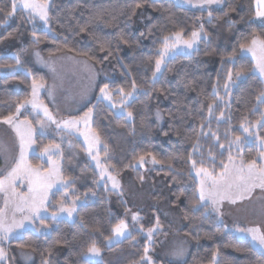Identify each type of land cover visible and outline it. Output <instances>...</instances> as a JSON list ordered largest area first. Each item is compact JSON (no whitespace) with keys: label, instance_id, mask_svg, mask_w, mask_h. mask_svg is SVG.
I'll list each match as a JSON object with an SVG mask.
<instances>
[{"label":"trees","instance_id":"1","mask_svg":"<svg viewBox=\"0 0 264 264\" xmlns=\"http://www.w3.org/2000/svg\"><path fill=\"white\" fill-rule=\"evenodd\" d=\"M137 3L140 8H136ZM0 9H4L0 12V120L14 113L20 102L32 98L33 81L46 86L40 100L51 112L56 111L49 96L51 72L39 62L36 52L45 57L71 55L87 60L98 71L96 92L107 84L116 104L126 99L124 110L132 117L114 115L117 109L98 100L97 94L67 117L79 118L92 110V130L101 138L100 153L116 176L128 175L141 185L142 171L136 167L139 157H155L160 167L155 174L163 177L170 206L181 219L178 233L190 241L189 256L182 264H214V253H218L215 264H264L260 250L227 232L210 205L207 209L197 205L199 183L193 174L200 167L219 174L230 155L245 162L259 155L255 142L242 145L239 151L232 144L236 136L244 138L241 124L252 126L264 119V104L257 100L264 91V81L253 70L254 60L239 48L254 36L264 39V25L255 15V0H224L220 6L205 9L182 7L173 0H51V33L38 19L30 22L21 10L7 16L11 0H0ZM201 25L208 35L205 38L202 33L204 38L197 49L170 58L153 79L163 38L179 32L183 40H190ZM33 30L39 43L33 42ZM241 68L244 75L237 78ZM230 71L235 87L225 95ZM208 104L214 105L211 116ZM52 130L51 135H36V153L29 162L34 167H47L41 158L43 149L59 145L63 153L59 162L63 175L71 177L72 194L83 199L93 193L96 198L78 206L74 222L60 220L50 234L29 230L5 243L4 264H44L45 260L48 264H97L86 255L93 241L101 249L99 264H146L141 260L144 248L151 245L146 229L156 227L155 218L151 214L150 220L141 217L129 224L131 235L109 246L112 228L127 219V203L122 195L99 184L80 138L55 127ZM257 136L260 142L264 140V127L258 128ZM153 196L164 200L158 192ZM60 197L54 196L53 204ZM159 226L165 232L155 234L153 246L163 233L172 231L166 230L168 219L162 218ZM151 255L154 264L162 262L156 254Z\"/></svg>","mask_w":264,"mask_h":264},{"label":"snow or ice","instance_id":"2","mask_svg":"<svg viewBox=\"0 0 264 264\" xmlns=\"http://www.w3.org/2000/svg\"><path fill=\"white\" fill-rule=\"evenodd\" d=\"M191 3V0H186ZM223 0H197L191 6L204 9L205 6L219 5ZM257 8L255 15L258 18L264 19V0H255ZM141 4L137 3L136 8H140ZM17 10H21L27 14L30 22H35L39 19L45 26L49 24V0H11V11L7 12V16H12ZM234 11V9H232ZM4 9H0V12ZM227 15V13H225ZM208 16L212 17V12L208 11ZM231 23V21L229 22ZM51 31V29H49ZM83 31V29H82ZM201 33H204V37H207V33L204 32L203 25L200 26L199 31H193L190 40H182V33H174L173 37L165 36L163 38V50L158 54L159 58L155 60V71L153 72V79L156 78V73L161 71L162 64L165 63V57L170 51L175 49L178 44L183 43L186 48H192L193 44L201 38ZM34 43H39V37L33 30ZM127 43V41H125ZM241 53H250L254 63V71L258 72L261 77H264V39L259 37H253L250 41H244L239 45ZM111 54V52H109ZM235 53H233V56ZM39 56V53H37ZM231 59V58H230ZM16 65L20 64V57H15ZM8 67H12L8 65ZM54 71V69H53ZM244 69L241 68L236 72V77L240 78L244 75ZM228 80H232V72L228 73ZM44 87L43 84H37L33 81L32 85V98L30 100H24L20 102L14 113H10L5 116L0 123L10 126L15 133L19 142V158L14 159V167H11L10 171L4 175L3 179H0V193L4 194L5 208L11 203L13 206L11 221L9 222L3 209H0V242L9 240L17 229L25 227V222L31 223L37 219L44 220L45 217L41 214L46 213L50 204L49 196L55 195L52 191L54 188L59 191L65 190V197H67V190L71 187V177H65L62 172V166L59 162L63 159V153L59 151V145H48L43 149L42 156L47 157V167L33 166L27 159L28 150L31 148L34 141L35 129L32 122L27 118L20 120L18 117L21 115V109H25L27 105L31 106L33 112L36 113L35 119L39 123L41 129L48 126V124H55L57 129L61 132H66L72 136L75 133H79L84 138V144L87 146L86 151L88 155L96 161V166L101 168V178L107 176L108 180L112 183L114 190L120 189V182L116 177L108 172L106 167H103L98 158L99 152H94L95 149L101 144V138L99 133L92 130V110L89 109L82 117H72L68 119L57 120L56 117L49 110L48 106L43 104L39 100L38 88ZM135 83H133V91H135ZM228 84L225 85V88ZM108 85L100 89L101 96L104 100H108L110 105L116 107L115 102L112 101L110 93L107 92ZM122 97L123 92L119 93ZM52 92H49V96ZM128 98H131V93L128 94ZM99 99V97H98ZM260 104H264V91L257 97ZM121 111L114 113V115H123L124 108L126 106V99L120 100ZM208 113L211 116L214 105H207ZM42 114V115H41ZM159 118V113L157 114ZM223 116V113H221ZM127 117L131 118L132 113L127 112ZM81 125L83 128H81ZM257 125L264 127L260 121ZM204 125H201L203 129ZM241 129L244 133L251 135V125L245 126L241 124ZM215 135V134H213ZM259 139V137H257ZM246 142V138L236 136L232 144H235L237 151L241 143ZM71 144V142H69ZM223 148V145H220ZM231 147V144H230ZM108 146L104 145L105 155ZM55 149V151H53ZM0 151H6L3 145H0ZM54 157H57L54 159ZM145 157L141 155L139 157L140 166H143ZM152 163H158L155 157L152 158ZM193 167L195 168V162L193 161ZM196 175L200 178L197 205L207 209L209 204L215 209L217 213L220 212V206L223 202L228 201L231 204H236L238 201L244 199H251L253 191L257 188L264 192V140H261L260 152L258 158L245 162L241 159L240 164L236 165L233 162L231 155L229 156V163L224 164L221 172L216 174L214 171H209L207 168L200 167L196 169ZM27 180L28 187L25 194L18 193L17 180ZM141 179H143L141 177ZM79 197H76L78 200ZM196 205H194V208ZM59 212L67 213L69 217L75 212V200L72 201L71 206H65V202L61 201L59 205ZM21 213V218L18 220L16 214ZM51 219L55 221L57 215L54 212ZM134 221L138 220V215H133ZM159 228V221L157 219L156 228H150L148 230L147 239L151 242L153 239V233ZM238 232L247 234L250 236L251 241L260 249V255L264 258V232H261L259 228H238ZM131 234L128 232V225L121 220L112 228V236L108 238L109 246L115 242H119L121 238H128ZM149 248H144V255L141 257L142 261L146 264H152L151 258L148 255ZM86 255L89 257H98L101 255V249L93 241L86 249ZM172 255L179 259L184 255V249H176ZM218 253L213 254V262L215 264L216 256ZM6 257V252L3 247H0V261H3ZM44 264H48L45 260ZM99 264V262H97Z\"/></svg>","mask_w":264,"mask_h":264},{"label":"rangeland","instance_id":"3","mask_svg":"<svg viewBox=\"0 0 264 264\" xmlns=\"http://www.w3.org/2000/svg\"><path fill=\"white\" fill-rule=\"evenodd\" d=\"M51 0H49L50 6ZM185 7L184 5H180ZM216 6V5H212ZM187 8V7H186ZM39 20V19H38ZM260 24L264 25V19H257ZM40 21V20H39ZM43 25V28L46 32L51 33L49 31L50 23L45 26L42 21H40ZM173 37V36H172ZM203 35L201 33V38L195 42L192 48H186L183 43L177 45L175 49L169 52V54L165 57V63L161 66V71L157 73V77L162 72L166 62L177 54H191L194 50L197 49L199 42L203 39ZM183 40V38H182ZM39 53V56H37ZM245 56H249L252 58L250 53H242ZM36 57L39 62L51 72L52 75V83L49 89V92H52L50 96V100L54 102L56 107V111L52 112V114L56 117L57 120L61 119H68V115L77 112L78 110L85 107L95 96L98 95L99 99L104 101L108 106L112 107L108 100H104L101 96V93H97V82H98V71L96 68L87 60L83 58H77L71 55L65 56H56V57H45L40 52H36ZM255 62V61H254ZM54 69V71H53ZM263 81L264 77H261L258 72H255ZM37 84H42L41 82H37ZM44 85V84H43ZM235 87V83L233 80L228 81V87L226 88L225 95L229 92L233 91ZM46 86L42 88H38L39 93V100L41 97L42 92L45 90ZM107 92L109 90L107 89ZM112 101L114 102L113 95L110 93ZM41 101V100H40ZM116 104V103H115ZM113 108V107H112ZM116 112L119 113L121 111L120 104H116ZM113 108V109H114ZM28 115L32 122L33 128L35 129L34 141L35 137L38 134L41 135H51L53 130L52 128L56 127L55 124H48L47 127L41 129L39 123L36 121L35 116L36 113L32 111L31 106L27 105L25 109H21V115ZM42 115V114H41ZM124 115L127 116V111L124 110ZM18 117V119L23 120L22 118ZM93 118V112H92ZM129 118V117H128ZM223 120V119H222ZM264 123V119L261 121ZM92 127V121H91ZM260 126L256 124L252 125L250 131L251 135L244 133V138H246V142H243L239 146V150L241 149L242 145L244 144H251L253 142L260 148L261 142L257 139V130ZM81 128L83 126L81 125ZM75 136L80 138L84 142L83 136H80L79 133H75ZM0 145H3L6 148V151H0V179H3L4 175L10 171L11 167H14L13 160L19 158V142L16 138L15 133L12 131L10 126L0 123ZM87 147V146H86ZM237 150V147L235 146ZM55 151V149H53ZM99 152V160L103 167L108 169V172L116 177V179L120 182V189L114 190L112 188L111 181L108 180L107 176L101 178L100 172L101 168L96 166V161L92 160L94 164L97 175H98V182L100 185H106L114 192L123 196L127 203V219L124 221L127 225L134 224L138 222L141 217L145 218H155L156 225L157 219L159 221L164 218L165 220L168 219L169 227L166 226V230L172 228L170 234H162V236L157 240L156 245L153 246L152 241L150 242L149 248V256L151 258L152 264L153 259L151 253L156 254V256L160 259V264L163 262H170L174 264H182L184 263L190 252V241L185 237L181 236L178 233V226L181 222L179 215L175 209L170 206L169 203V190L164 182L163 177L155 174V171L160 169L157 163H152V158H145L143 166H140V163L136 165L137 168L141 169L142 171V184L139 185L135 183L131 177L127 176H116L113 174L111 168L106 163V158L101 155V144L94 150V152ZM36 153V145L35 142L32 144L31 148L28 150L27 159ZM42 156V154H41ZM259 156V155H258ZM258 158V157H257ZM43 161L47 163V157L42 158ZM241 157L233 158V162L236 165L240 164ZM229 163V161H228ZM193 174L197 179L198 183L200 178L196 175V169H194ZM17 188L16 191L21 194H25L27 192L28 183L27 180L19 179L17 180ZM55 195L49 196L50 204L48 206L46 213H41L45 219L44 220H35L31 223L25 222V227L17 229L13 236L7 240L0 242V247L12 239H19L22 237L25 231H33L38 234L47 235L50 234L51 231L57 227L58 222L62 219H67L70 222H74L76 219V211L78 206L87 203L89 200H93L96 198L95 194L91 193L86 195L83 199L76 200V197L72 194L73 190L70 188L67 190V197H65V190L60 189L57 191L56 188L52 190ZM156 192L162 194L164 196V200H155L153 196ZM59 193V194H58ZM60 195V199L53 204L54 196ZM153 194V195H152ZM75 200V212L71 217L67 215V213L59 212V205L61 201L65 202V206H71L72 201ZM210 205V204H209ZM211 206V205H210ZM212 210L216 214L219 219V222L225 227L227 232L232 233L238 239L248 240L252 243L251 238L247 234H242L237 231L238 228H259L261 232H264V192H261L259 188L255 189L251 195V199H244L242 201H238L236 204H231L228 201L223 202L220 206V212L217 213L215 209L211 206ZM0 209H3L6 216L8 217L9 222L11 221L13 206L10 203L7 208H5V201H4V194L0 193ZM54 209V210H53ZM56 213L57 219L53 221L51 219L53 213ZM146 213V214H144ZM21 213L16 214V218L19 220L21 218ZM133 215H138V220L134 221L132 219ZM158 217V218H157ZM141 227V226H139ZM156 228V227H155ZM148 230L146 229V235L148 236ZM165 232V229L162 226H159L157 231L153 233V238L155 234L158 232ZM128 232L129 227H128ZM125 238H121L119 240L122 241ZM153 242V243H152ZM252 245L260 250L256 245L252 243ZM184 249V255L177 259L172 255V253L178 249ZM87 259L92 262H98L100 260V256L98 257H89ZM7 261V255L3 261H0V264H4Z\"/></svg>","mask_w":264,"mask_h":264},{"label":"crops","instance_id":"4","mask_svg":"<svg viewBox=\"0 0 264 264\" xmlns=\"http://www.w3.org/2000/svg\"><path fill=\"white\" fill-rule=\"evenodd\" d=\"M176 4H178V5H184L185 7H187V8H191V9H201V8H198V7H193V6H191L193 3H196L197 2V0H191V3H189V2H186V0H173ZM223 2H224V0H223ZM222 2V3H223ZM221 3V4H222ZM221 4H219V5H216V6H220ZM210 7H212V5L210 6ZM255 7L257 8V5H256V2H255ZM205 8H208V6H205ZM204 8V9H205ZM257 19H259L258 17H256ZM258 21V20H257Z\"/></svg>","mask_w":264,"mask_h":264}]
</instances>
